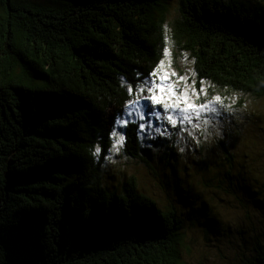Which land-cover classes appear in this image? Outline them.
Segmentation results:
<instances>
[{
	"label": "trees",
	"instance_id": "trees-1",
	"mask_svg": "<svg viewBox=\"0 0 264 264\" xmlns=\"http://www.w3.org/2000/svg\"><path fill=\"white\" fill-rule=\"evenodd\" d=\"M165 47L170 70L209 86L198 103L214 93L224 105L229 95L264 101V0H0V264H207L204 255L194 263L198 233L209 247L217 239L225 259L234 248L230 264H264L261 227L232 234L180 176L179 125L119 130L120 158L157 180L165 205L134 177L110 184L109 134L137 98L127 86ZM218 145L230 164H218L208 199L236 201L253 223L249 206L264 211V174Z\"/></svg>",
	"mask_w": 264,
	"mask_h": 264
},
{
	"label": "rangeland",
	"instance_id": "rangeland-1",
	"mask_svg": "<svg viewBox=\"0 0 264 264\" xmlns=\"http://www.w3.org/2000/svg\"><path fill=\"white\" fill-rule=\"evenodd\" d=\"M215 95L217 93L213 94V96ZM226 103L227 105L222 104L223 106L217 105L218 114L207 115L208 123L199 121L200 126L198 129L190 125H184L187 129L186 131L176 129L175 138L179 144L177 149L181 152L177 166L180 170L186 167V173L180 172V176L184 177L187 182L192 183L194 191L201 193L202 197L206 198V202L211 206L212 210L218 213V217L222 219V225L225 220L229 221L228 225L232 229V234L238 235L241 232L239 231L240 228L246 233L247 229L251 232L254 228L256 230L260 226L261 229L257 230L256 233L261 236L264 233V227L261 225L264 211L260 210V208H253L255 204L252 207L249 206V211L254 213L253 223H245L246 214L244 211L237 209L239 207L236 201H233L234 204H232L231 200L228 199V204H224L222 201H217V203L208 199L214 196L215 187L214 184H207L214 177L213 175L218 172L219 168L217 167L220 164H230L225 159L218 145L219 140L227 142L228 147L232 151L234 164H247V168H250L251 166L248 165L254 162L257 174H264V101L256 100L252 102L247 100L241 103L238 96L229 95ZM160 112L164 115L162 110ZM194 123L196 122L194 121ZM155 126L157 127L158 125L156 124ZM166 126L168 127V125ZM168 131L170 132V130ZM189 132L192 135H188ZM156 135V132H151L150 134L151 137ZM119 154V151H113L111 159L106 163L108 175L114 176L110 184H116L120 181V178L122 181H126L129 177H134L137 181V188L142 194L151 197L160 206L165 205L166 203L163 200L165 195L162 187L156 183L157 180L148 172L138 169L132 162L120 158ZM192 160L195 162L202 161L203 164L213 163L214 165L207 167L205 170H198V167L195 166L196 163H193ZM168 180L172 182V179ZM181 186H183L182 183ZM170 187H173L172 183ZM222 198L227 200L225 197ZM249 203L251 204V202ZM235 219H237L236 224L234 223ZM231 236L233 237V235ZM202 237L201 233L196 234L194 237L198 241L194 246V263L202 260V255H204L207 264H230L233 262L231 259L234 248L225 249L223 254L230 260L225 259L219 253L220 251L216 249L217 239L212 238L209 241L211 245L209 247L206 246L207 243L203 241ZM222 245L226 246L227 242L222 240Z\"/></svg>",
	"mask_w": 264,
	"mask_h": 264
},
{
	"label": "snow or ice",
	"instance_id": "snow-or-ice-1",
	"mask_svg": "<svg viewBox=\"0 0 264 264\" xmlns=\"http://www.w3.org/2000/svg\"><path fill=\"white\" fill-rule=\"evenodd\" d=\"M170 56L169 48L165 47L163 57L169 58L168 62L166 63L165 59L161 58L155 68L143 76L138 73L136 83L127 86V92L129 94L136 92L137 98L126 101L127 111L116 117L113 131L109 134L110 138L114 139L109 151H118L124 145L126 136L119 130L127 128L129 123L137 124L139 121L137 131L147 132L148 129L153 128L154 120H166L172 128L179 125L180 131H186L184 125L198 129L200 125L194 121L203 120L204 123H208L206 119L208 114H218L217 105L223 106V98L215 95L198 103L201 96L207 97V87L209 86H206L204 80H200V88L197 89L194 79L189 83V76L179 75L175 70H170ZM195 75V72H192V76ZM145 92L147 95H144ZM140 100L150 101L151 106L147 103L141 105ZM158 107L163 110L164 115L157 111ZM155 131L163 135L167 132V128L161 131L157 127ZM188 135H192V133L189 132ZM103 151L104 149L97 145L94 155H100ZM109 158L105 156V159Z\"/></svg>",
	"mask_w": 264,
	"mask_h": 264
}]
</instances>
